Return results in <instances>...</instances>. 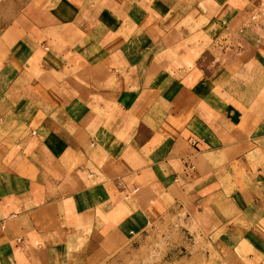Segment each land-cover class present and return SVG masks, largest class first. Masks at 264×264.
<instances>
[{
    "label": "crops",
    "instance_id": "obj_1",
    "mask_svg": "<svg viewBox=\"0 0 264 264\" xmlns=\"http://www.w3.org/2000/svg\"><path fill=\"white\" fill-rule=\"evenodd\" d=\"M255 8L0 0V264H89L116 252L169 188L217 162L230 168L233 153L249 195L230 200L236 216L209 245L225 264H264V99L227 86L264 70V37L245 30L233 62L210 53ZM254 101L255 125L237 130Z\"/></svg>",
    "mask_w": 264,
    "mask_h": 264
},
{
    "label": "rangeland",
    "instance_id": "obj_2",
    "mask_svg": "<svg viewBox=\"0 0 264 264\" xmlns=\"http://www.w3.org/2000/svg\"><path fill=\"white\" fill-rule=\"evenodd\" d=\"M253 13L254 20L250 19L241 29V21L238 20L234 22L233 30L221 35L219 30L214 33V28L211 29L209 33L212 38L219 35L210 51L214 63H227V58L233 62L240 50H246L240 41L245 30L252 27L259 36L264 37V0H256ZM206 26L207 23L203 21L200 31L206 30ZM245 73L248 71L245 70ZM227 86L240 100L250 102L257 97L259 102L264 99V70L256 71L250 67L249 75L235 76ZM257 108L254 101L248 111L242 112L243 120L235 126L237 130L244 129L246 121L250 128L255 125L253 113ZM234 156L233 153V161L228 163L230 168L223 167L227 162L220 166L218 164L222 162H217L212 171L201 169L199 176L190 182H179L178 186L169 188L160 213L153 217L143 232L131 241L121 242L116 252L96 257L89 264H225L209 242L214 240L213 231L220 223L229 222L236 216L230 200L249 195L245 190L249 174L244 175V168L234 160ZM188 169L191 171L193 167ZM261 260L257 259L256 262Z\"/></svg>",
    "mask_w": 264,
    "mask_h": 264
}]
</instances>
